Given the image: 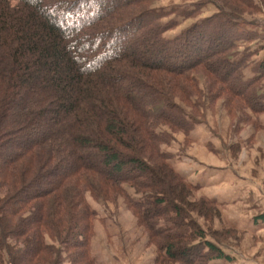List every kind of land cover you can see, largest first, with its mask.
I'll return each mask as SVG.
<instances>
[{
	"label": "trees",
	"instance_id": "obj_1",
	"mask_svg": "<svg viewBox=\"0 0 264 264\" xmlns=\"http://www.w3.org/2000/svg\"><path fill=\"white\" fill-rule=\"evenodd\" d=\"M156 1L0 0V264H95L88 198L122 199L153 264L232 262L192 218L212 224L219 204L193 199L162 146L217 99L264 114V61L244 73L264 45L234 33L264 0Z\"/></svg>",
	"mask_w": 264,
	"mask_h": 264
},
{
	"label": "rangeland",
	"instance_id": "obj_2",
	"mask_svg": "<svg viewBox=\"0 0 264 264\" xmlns=\"http://www.w3.org/2000/svg\"><path fill=\"white\" fill-rule=\"evenodd\" d=\"M193 1L158 0L153 7L183 9ZM212 12L213 9H206L166 36L180 34ZM170 19L180 21L176 15ZM234 33L246 40L245 47L253 54L259 44L264 45V10L244 17ZM262 60L264 50L250 57V66L244 72L246 78L258 73ZM255 89L254 102L262 104L264 78ZM223 100L205 106L203 120L188 137L176 134L174 141L162 148L170 154L175 170L187 181L198 184L194 200L206 198L219 204L220 218L212 224L192 214L205 231L206 239L232 258L229 264H264V114L251 112L242 103L238 108L236 100L235 105H227ZM88 200L98 216L90 243L95 264L154 263V244L149 245L146 232L137 225L122 199L116 205Z\"/></svg>",
	"mask_w": 264,
	"mask_h": 264
}]
</instances>
